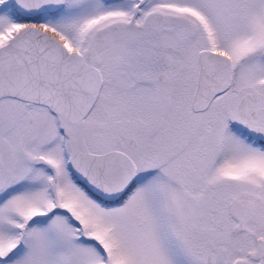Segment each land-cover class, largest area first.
I'll use <instances>...</instances> for the list:
<instances>
[{
  "label": "snow or ice",
  "instance_id": "snow-or-ice-1",
  "mask_svg": "<svg viewBox=\"0 0 264 264\" xmlns=\"http://www.w3.org/2000/svg\"><path fill=\"white\" fill-rule=\"evenodd\" d=\"M0 264H264V0H0Z\"/></svg>",
  "mask_w": 264,
  "mask_h": 264
}]
</instances>
